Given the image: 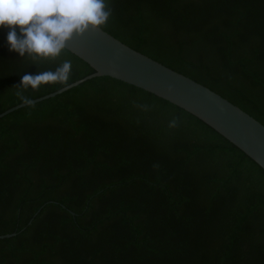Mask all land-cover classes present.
I'll return each instance as SVG.
<instances>
[{
    "label": "trees",
    "instance_id": "16d2710c",
    "mask_svg": "<svg viewBox=\"0 0 264 264\" xmlns=\"http://www.w3.org/2000/svg\"><path fill=\"white\" fill-rule=\"evenodd\" d=\"M109 5L103 29L264 119V0ZM8 31L0 112L94 71L68 49L32 64L9 50ZM64 60L66 83L20 84ZM10 232L0 264H264V173L200 118L94 76L0 117V234Z\"/></svg>",
    "mask_w": 264,
    "mask_h": 264
},
{
    "label": "water",
    "instance_id": "95a60500",
    "mask_svg": "<svg viewBox=\"0 0 264 264\" xmlns=\"http://www.w3.org/2000/svg\"><path fill=\"white\" fill-rule=\"evenodd\" d=\"M67 49L89 62L94 71L54 91L15 104L0 117L26 104L61 93L80 82L109 75L140 87L200 118L264 173V119L207 85L131 47L101 28L74 36ZM14 232L0 234V237Z\"/></svg>",
    "mask_w": 264,
    "mask_h": 264
},
{
    "label": "clouds",
    "instance_id": "9594fccd",
    "mask_svg": "<svg viewBox=\"0 0 264 264\" xmlns=\"http://www.w3.org/2000/svg\"><path fill=\"white\" fill-rule=\"evenodd\" d=\"M111 15L109 0H0V27L9 29V50L35 65L39 60H56L74 36L101 29ZM71 74L72 62L64 60L55 70L25 74L20 84L33 89L63 84Z\"/></svg>",
    "mask_w": 264,
    "mask_h": 264
}]
</instances>
